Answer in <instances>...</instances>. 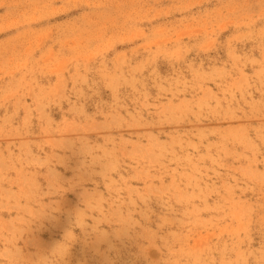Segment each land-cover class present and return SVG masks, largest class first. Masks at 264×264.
<instances>
[{
    "label": "rangeland",
    "instance_id": "374dc122",
    "mask_svg": "<svg viewBox=\"0 0 264 264\" xmlns=\"http://www.w3.org/2000/svg\"><path fill=\"white\" fill-rule=\"evenodd\" d=\"M0 264H264V0H0Z\"/></svg>",
    "mask_w": 264,
    "mask_h": 264
},
{
    "label": "bare ground",
    "instance_id": "6f19581e",
    "mask_svg": "<svg viewBox=\"0 0 264 264\" xmlns=\"http://www.w3.org/2000/svg\"><path fill=\"white\" fill-rule=\"evenodd\" d=\"M129 218H131L130 216H128ZM195 258V261L198 263L200 261V259L197 256H193Z\"/></svg>",
    "mask_w": 264,
    "mask_h": 264
}]
</instances>
